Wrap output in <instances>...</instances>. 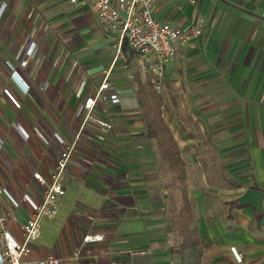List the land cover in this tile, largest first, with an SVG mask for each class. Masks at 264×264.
<instances>
[{"label": "crops", "instance_id": "1", "mask_svg": "<svg viewBox=\"0 0 264 264\" xmlns=\"http://www.w3.org/2000/svg\"><path fill=\"white\" fill-rule=\"evenodd\" d=\"M87 1L0 0V188L41 200L33 173L54 171L63 149L56 133L76 146L34 256L61 264L264 259V0H158L159 21L187 28L204 20L202 35L164 66L160 92L153 56L119 47ZM105 80L110 88L91 114L111 129L86 120L85 101ZM176 187L188 190L177 196ZM248 189L263 192L262 211L239 204ZM0 212L21 240L31 207L3 195ZM89 232L104 240L81 246Z\"/></svg>", "mask_w": 264, "mask_h": 264}, {"label": "built area", "instance_id": "2", "mask_svg": "<svg viewBox=\"0 0 264 264\" xmlns=\"http://www.w3.org/2000/svg\"><path fill=\"white\" fill-rule=\"evenodd\" d=\"M158 0H93L89 3L91 9L97 14L100 22L107 26L112 32L119 35V47L127 42L132 50L142 56H153L149 69L152 73L151 81L158 92L162 89V74L164 66L170 62L180 45L190 43L195 37L203 33L204 20L198 18L187 28H183L168 21H159L154 16V7ZM72 3L88 4L87 0H71ZM195 4L197 0H190ZM27 61L22 62L26 65ZM109 74V71H106ZM18 81L21 77L15 72ZM23 82V81H22ZM24 83V82H23ZM26 91H28V86ZM110 88V82L105 80L99 86L96 97L91 96L85 101L87 109L86 120H92L101 126L111 129L113 125L106 121L95 119L91 114L96 98L103 97L104 91ZM7 95L20 107V103L9 92ZM110 99L119 103L120 97L113 93ZM56 136L63 145V149L56 157L55 169L51 175L45 176L41 171L36 170L33 178L42 189L41 200L35 199L29 193H24L19 199L15 198L8 190L0 188V200L5 195L15 207L28 204L33 213L27 217L21 225V240L16 238L9 230L8 214L0 212V264H61V258L55 256L36 257L34 249L41 237L42 224L45 219L53 218L59 211V200L65 194L64 182L68 177L72 154L76 146L69 144L60 134ZM2 144L0 143V152ZM104 240V234L97 232L87 233L81 246L87 243H95ZM78 253H76V256ZM240 260L245 261L240 254Z\"/></svg>", "mask_w": 264, "mask_h": 264}, {"label": "water", "instance_id": "3", "mask_svg": "<svg viewBox=\"0 0 264 264\" xmlns=\"http://www.w3.org/2000/svg\"><path fill=\"white\" fill-rule=\"evenodd\" d=\"M263 192L259 189H248L246 192L239 197L238 202L240 205H250L260 210L262 207Z\"/></svg>", "mask_w": 264, "mask_h": 264}, {"label": "rangeland", "instance_id": "4", "mask_svg": "<svg viewBox=\"0 0 264 264\" xmlns=\"http://www.w3.org/2000/svg\"><path fill=\"white\" fill-rule=\"evenodd\" d=\"M182 190H185V191H187L188 190V188H177L176 187V189H175V191H174V194L176 193V195L178 196V195H182ZM263 209H262V207H261V209H260V211H262ZM177 215H178V211H176L175 212V215H174V220H175V225H174V227L176 228V229H179V230H181V229H183V225H179V220H177V219H175L176 217H177ZM185 217H186V214L184 215ZM186 220H188V218L186 217ZM187 223H188V228H189V230H192V222H190L189 220L187 221ZM181 224V223H180ZM249 227H251V225L249 226ZM237 253H239V252H237ZM217 254V252H212V257H214V255H216ZM234 264L236 263V264H238L237 262H233ZM188 264H196L195 262H188ZM201 264H232V262H204V263H201ZM248 264H264V259H261V260H258V261H256V262H251V263H248Z\"/></svg>", "mask_w": 264, "mask_h": 264}, {"label": "trees", "instance_id": "5", "mask_svg": "<svg viewBox=\"0 0 264 264\" xmlns=\"http://www.w3.org/2000/svg\"><path fill=\"white\" fill-rule=\"evenodd\" d=\"M164 143L167 144L169 147V149H172L175 153L174 154H178L177 151H178V147H177V144L175 142V140L173 139L172 136H169L168 135V132L165 133V137H164ZM177 148V150H176Z\"/></svg>", "mask_w": 264, "mask_h": 264}]
</instances>
